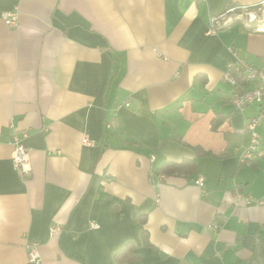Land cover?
<instances>
[{"label": "crops", "instance_id": "0c3cea01", "mask_svg": "<svg viewBox=\"0 0 264 264\" xmlns=\"http://www.w3.org/2000/svg\"><path fill=\"white\" fill-rule=\"evenodd\" d=\"M261 1L0 0V264H264V118L240 162L259 106L225 79L264 68Z\"/></svg>", "mask_w": 264, "mask_h": 264}, {"label": "built area", "instance_id": "2783aa9c", "mask_svg": "<svg viewBox=\"0 0 264 264\" xmlns=\"http://www.w3.org/2000/svg\"><path fill=\"white\" fill-rule=\"evenodd\" d=\"M259 6L264 7V0H262ZM240 9H247L246 7L231 6L227 8L224 12L227 19L226 22L231 21L233 18H240ZM2 19L8 26H14L17 23V13L15 11H6L2 14ZM216 17H211V29L213 30V22ZM264 27V26H263ZM239 65L244 73V87L241 84L238 85L236 79L231 75L230 71L233 66ZM225 79L230 82L235 90L230 96V102L238 110L243 109L247 105L256 104L259 106V112L253 117L249 118L246 123V130L250 133V144L248 147L244 148L240 154V162L242 163H252L255 159L259 147V135L256 132V127L260 124L261 120L264 118V68L263 69H253L252 67L246 65L245 63L240 64H230L228 70L225 74ZM82 143L89 146H94L95 142L88 139L86 136L83 137ZM13 151H12V164L13 167L22 177H27L31 174V163H30V151L25 145L18 141H13ZM195 184L199 187L204 185V180L198 177ZM248 203L251 199L246 200ZM90 227L96 228L97 224L90 223ZM58 231L57 226L50 228V235L55 234ZM27 250L28 261L33 264H39L41 257L38 250V244L36 242H28L25 246Z\"/></svg>", "mask_w": 264, "mask_h": 264}, {"label": "trees", "instance_id": "16d2710c", "mask_svg": "<svg viewBox=\"0 0 264 264\" xmlns=\"http://www.w3.org/2000/svg\"><path fill=\"white\" fill-rule=\"evenodd\" d=\"M230 73L236 79L238 85L242 84L244 73L239 65L233 66ZM180 168H182V166L177 163H165L162 167L163 172L167 174H177ZM129 248L130 246H125V248L117 252L115 258L116 264H131L137 260L135 256L129 255Z\"/></svg>", "mask_w": 264, "mask_h": 264}, {"label": "rangeland", "instance_id": "374dc122", "mask_svg": "<svg viewBox=\"0 0 264 264\" xmlns=\"http://www.w3.org/2000/svg\"><path fill=\"white\" fill-rule=\"evenodd\" d=\"M226 88L228 89L227 91H229V88H230V87H229V85H228V86H226Z\"/></svg>", "mask_w": 264, "mask_h": 264}]
</instances>
